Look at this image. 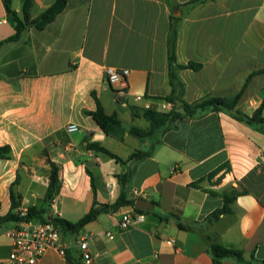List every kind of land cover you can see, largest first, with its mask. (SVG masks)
I'll return each mask as SVG.
<instances>
[{
    "label": "crops",
    "instance_id": "crops-1",
    "mask_svg": "<svg viewBox=\"0 0 264 264\" xmlns=\"http://www.w3.org/2000/svg\"><path fill=\"white\" fill-rule=\"evenodd\" d=\"M190 1L174 0L179 9L173 10L167 0H69L45 30L28 29L21 42L2 48L0 147L9 146L12 154L0 159V216L12 210L13 186L16 213L35 208L45 221L76 224L92 207L88 172L99 204L116 203L122 192L117 176L131 170L126 200L154 206L143 223L126 231L119 228L122 208L101 214L78 234L62 233L65 256L51 250L41 264H82L77 247L82 237L89 239L92 264H214L213 243L244 254L245 263L227 258L221 264H264V130L210 111L141 141L128 133L121 139L106 136L84 115L97 110V98L125 128L148 129L132 108L181 111L166 101L172 92L167 49L172 15L180 18L178 64L202 66L178 73L184 101L234 97L251 76L237 109L254 114L264 103V0ZM55 2L35 0L32 17ZM13 7L21 15L23 0H13ZM14 34L0 0V42ZM106 68L130 71L124 101H116ZM70 124L80 131L69 134ZM88 143L101 144L122 163L88 150ZM149 150L150 158L128 161ZM51 164L61 188L47 203ZM226 196L233 199L229 212L214 216ZM18 223L0 224V264L11 254L9 233Z\"/></svg>",
    "mask_w": 264,
    "mask_h": 264
},
{
    "label": "trees",
    "instance_id": "trees-1",
    "mask_svg": "<svg viewBox=\"0 0 264 264\" xmlns=\"http://www.w3.org/2000/svg\"><path fill=\"white\" fill-rule=\"evenodd\" d=\"M214 0H191L189 5H196L207 3ZM7 13L11 16L13 23L15 24V34L13 37L0 42V53L2 48L11 43H19L24 38L28 29H35L37 31H43L50 24L54 23L56 19L62 15L68 8L69 0H56V2L44 11L37 18L32 17V12L35 5V0H23L22 14L18 15L13 7V0H2ZM167 3L172 7L173 10L179 9V6L175 5L174 0H167ZM180 18L171 16V23L167 41L168 49V75L169 82L172 88L171 95L166 98L168 103L174 105H180L181 111L172 110L170 112H157L152 110H140V109H131L132 116L134 118H143L149 124L148 129H140L138 127L125 128L116 114L108 115L104 110L100 101L96 99L97 110L95 112L84 111V115L91 117L95 123L100 127L103 133L106 136L114 138H123V136L128 133L130 136L137 138L141 141L151 140L155 138L160 133H165L171 129H176V123L184 119H197L203 117L207 112L210 111H221L228 113L234 120L244 123L250 127H256L264 130V103L254 112L252 116L243 114L237 109V106L242 99L247 86L250 82V78L246 81L242 90L231 98H208L197 102L195 104H188L184 101V86L181 80L179 79L178 73L182 70L190 69L194 71H199L201 65L190 63L188 65H180L177 62L176 56V44L178 38V25ZM156 143V142H154ZM88 150L95 151L96 153L105 155L115 161L122 163V160L117 157L115 154L101 146L99 143H88ZM153 150L147 152H137L129 158V162L143 161L152 156ZM11 148L9 146L0 147V159L9 160L11 159ZM52 172L50 176V183L48 187V192L46 195V202L51 203L55 196L59 193L61 184L59 181L58 169L54 164H51ZM92 180V207L89 213L84 216L78 223L72 224L65 220L61 219H52V221L61 229L62 233L78 234L86 225L96 221L98 217L103 213L108 212H117L124 207L133 206L134 201H128L125 198L126 185L130 182L133 171H128L124 175L117 176L119 184L122 188V192L116 203L112 205H101L96 200V186L94 182L93 175L88 172ZM19 183V179L14 183V186ZM237 194L233 195L235 197ZM232 198V197H231ZM229 196L225 197L224 207L215 212L214 216L225 214L229 212V205L232 203L233 199ZM11 199H12V210L5 216H0V224L9 223V222H20V221H32L37 220L38 218L41 221L43 219L41 213L43 211H38L35 208L28 210L25 216H21L16 213L18 209V203L16 202L13 186L11 188ZM137 213H146L145 211L135 210ZM182 229H185L182 224H179ZM210 252L213 256L214 264H221L223 259L231 258L238 263H245L244 254L241 251L234 249H228L221 245L213 243L210 246Z\"/></svg>",
    "mask_w": 264,
    "mask_h": 264
},
{
    "label": "built area",
    "instance_id": "built-area-1",
    "mask_svg": "<svg viewBox=\"0 0 264 264\" xmlns=\"http://www.w3.org/2000/svg\"><path fill=\"white\" fill-rule=\"evenodd\" d=\"M105 77L114 91L117 102H122L129 95L128 78L130 71L113 68L105 69ZM137 100H141L137 97ZM80 131L76 124L67 127L69 134ZM27 212L20 213L25 216ZM146 219L145 213L125 212L121 215L119 228L129 230ZM107 237L113 239L114 235L108 232ZM12 239V251L4 264H41L42 258L48 251H56L60 256H65L67 245L62 240L61 229L51 220L20 221L17 228L9 233ZM173 243V242H172ZM82 264H92L93 255L88 237H82L77 242Z\"/></svg>",
    "mask_w": 264,
    "mask_h": 264
},
{
    "label": "water",
    "instance_id": "water-1",
    "mask_svg": "<svg viewBox=\"0 0 264 264\" xmlns=\"http://www.w3.org/2000/svg\"><path fill=\"white\" fill-rule=\"evenodd\" d=\"M178 15V14H176ZM154 208L153 204L144 200H137L133 206H127L122 209V212H130L133 210H140V211H152Z\"/></svg>",
    "mask_w": 264,
    "mask_h": 264
}]
</instances>
